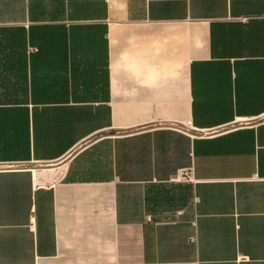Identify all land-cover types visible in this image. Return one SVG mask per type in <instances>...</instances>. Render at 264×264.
<instances>
[{
    "label": "crops",
    "instance_id": "1",
    "mask_svg": "<svg viewBox=\"0 0 264 264\" xmlns=\"http://www.w3.org/2000/svg\"><path fill=\"white\" fill-rule=\"evenodd\" d=\"M0 29L29 92L0 264H264V0H0Z\"/></svg>",
    "mask_w": 264,
    "mask_h": 264
},
{
    "label": "trees",
    "instance_id": "2",
    "mask_svg": "<svg viewBox=\"0 0 264 264\" xmlns=\"http://www.w3.org/2000/svg\"><path fill=\"white\" fill-rule=\"evenodd\" d=\"M12 47L11 40L8 33L2 32L0 29V108L5 106H13L15 103L14 100H20V95L28 94V87L15 84L12 80V71L11 70H2L5 64H10L12 61V55L10 54V49ZM22 71L16 72L20 75Z\"/></svg>",
    "mask_w": 264,
    "mask_h": 264
},
{
    "label": "built area",
    "instance_id": "3",
    "mask_svg": "<svg viewBox=\"0 0 264 264\" xmlns=\"http://www.w3.org/2000/svg\"><path fill=\"white\" fill-rule=\"evenodd\" d=\"M148 219L151 220V216H148ZM33 228V227H32Z\"/></svg>",
    "mask_w": 264,
    "mask_h": 264
}]
</instances>
